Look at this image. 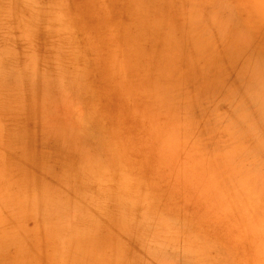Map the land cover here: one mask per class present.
Listing matches in <instances>:
<instances>
[{"label": "rangeland", "instance_id": "374dc122", "mask_svg": "<svg viewBox=\"0 0 264 264\" xmlns=\"http://www.w3.org/2000/svg\"><path fill=\"white\" fill-rule=\"evenodd\" d=\"M260 3L0 0V264H264Z\"/></svg>", "mask_w": 264, "mask_h": 264}, {"label": "bare ground", "instance_id": "6f19581e", "mask_svg": "<svg viewBox=\"0 0 264 264\" xmlns=\"http://www.w3.org/2000/svg\"><path fill=\"white\" fill-rule=\"evenodd\" d=\"M261 2H262V3L257 4V5H259V7H260V11H259L260 14H261L262 16H264V0H261ZM222 5H223V7L225 6L224 3H223ZM222 5H221V6H222ZM219 6H220V5H219ZM225 7H226V6H225ZM225 7H224V8H225ZM224 8H222V10H223ZM226 8H227V7H226ZM255 8H257V7H255ZM261 8H262V9H261ZM6 9H7V8H6ZM257 9H258V8H257ZM8 10H9V8H8ZM11 10H13V9H11ZM220 11H221V8H220ZM9 12H10V10H9ZM203 13H204V12H203ZM230 13H231V12H230ZM3 15H4V14H3ZM6 15H7V14H6ZM8 15H9V13H8ZM18 15H19V14H18ZM27 15H28V14H27ZM1 16H2V15H1ZM15 17H16V16H15ZM22 17H23V16H22ZM29 17H30V15H29ZM3 18H4V17H3ZM5 18H6V17H5ZM9 18H10V17H9ZM16 18H17V17H16ZM19 19L21 20L22 18H19ZM19 19L17 20L18 22H19ZM26 19H28V18H26ZM56 19H57V18H56ZM59 19H60V18H59ZM59 19H58V20H59ZM205 19L208 20L206 17H205ZM224 19L226 20V17H225ZM10 20H11V19H10ZM227 20L229 21L228 18H227ZM227 20H226V22H227L228 24H229V23H232V20H230V22H228ZM17 21H16V22H17ZM50 21H51V20H50ZM52 21H53V20H52ZM59 21H60V20H59ZM220 21H221V20H220ZM4 22H5V21H4ZM18 22H17V23H18ZM21 22H22V20H21ZM33 22H34V21H33ZM37 22H38V21H37ZM212 22H214V21H212ZM218 22H219V21H218ZM221 22H223V21H221ZM226 22H225V23H226ZM2 23H3V22H2ZM40 23H41V22H40ZM223 23H224V22H223ZM225 23H224V24H225ZM19 24H20V23H19ZM219 24H220V23H219ZM26 25H27V24H26ZM222 25H223V24H222ZM15 26H16V24H15ZM43 26H45V25H43ZM46 26H47V25H46ZM46 26H45V27H46ZM211 26H212V25H211ZM232 26H233V25H232ZM22 27H23V26H22ZM29 27H30V26H29ZM212 27H213V26H212ZM221 27H222V26H220L219 29H221ZM224 27H225V26H224ZM226 27H228V26L226 25ZM229 27H230V26H229ZM8 28H9V27H8ZM23 28H25V27H23ZM27 28H28V27H27ZM46 28H47V27H46ZM48 28H50V27H48ZM59 28H60V27H57V29H59ZM61 28L63 29V27H61ZM208 28H209V27H208ZM210 28H211V27H210ZM16 29H17V28H16ZM62 29H60V31H62ZM223 29H224V28H223ZM237 29H239V28H237ZM237 29H236V31H237ZM63 30H64V29H63ZM206 30H207V28H206ZM226 30H227V29H226ZM16 31H18V30H16ZM20 31H21V30H20ZM219 31H221V30H218V33H219ZM223 31H224V30H223ZM223 31H222V32H223ZM27 32H28V31H27ZM58 32H59V31H58ZM240 32H242V31H239V35H238V34L234 31V33H236V34L233 35V36L236 37V36L243 35V33L240 34ZM234 33H233V34H234ZM6 34H7V33H6ZM20 34H21V33H20ZM23 34H25V33L23 32ZM224 34H225V33H224ZM221 35L223 36V33H222V34L220 33V36H219V35H218V36L221 37ZM246 35H247V34H246ZM231 36H232V33H231ZM244 36H245V35H243V37H244ZM248 36H249V35H248ZM15 37H16V36H15ZM234 37H232V38L234 39ZM17 38H18V35H17ZM238 38H239V39H238ZM241 38H242L241 36H240V37H237V39H238L239 41H240ZM248 38H249V37H248ZM248 38H247V39H248ZM56 39H57V38H56ZM245 39H246V38H245ZM247 39H246V40H247ZM249 39H250V38H249ZM242 40H243V39H242ZM232 42H235V44L238 43L237 40H236V38H235V41L231 40L230 43H232ZM244 42H245V41H244ZM247 42H248V41H247ZM227 43H228V41H227ZM240 43H241V42H240ZM242 44H243V43H241V45H242ZM231 46H232V45H231ZM233 46H234V44H233ZM233 46H232V47H229V48H230V49H231V48L234 49L235 47H233ZM247 46H249V45H247ZM7 47H8V46H7ZM237 47H238V49H240V45L237 44ZM241 47H244V46H241ZM5 48H6V47H5ZM244 48H245V47H244ZM73 49H74V48H73ZM233 49H231V50H233ZM238 49H237V50H238ZM67 50H68V49H67ZM69 50H70V49H69ZM74 50H75V49H74ZM237 50H236V51H237ZM75 51H76V50H75ZM234 51H235V49L233 50V52H234ZM251 51H252V50H251ZM233 52H232V53H233ZM252 52H253V51H252ZM35 53H36V52H35ZM72 53H73V52H72ZM74 54H75V53H74ZM239 54H240V53H239ZM239 54H237V55H239ZM249 54H251V52L248 53V56H249ZM75 55H76V54H75ZM240 55H241V54H240ZM240 55H239V56H240ZM31 56L35 57V56H34V53H33V55H31ZM241 56H242V55H241ZM246 56H247V55H246ZM250 56H253V57H254L253 54L250 55ZM250 56H249V57H250ZM2 57H3V56H2ZM229 57H231V55H229ZM0 58H1V56H0ZM27 58H30V57L28 56ZM224 58H225V57H224ZM244 58H247V57H244ZM250 58H252V57H250ZM34 59L36 60V58H34ZM37 59H38V58H37ZM247 59H248V58H247ZM247 59H246V60H245V59H242V60L247 61ZM253 59H255V57H254ZM29 61H30V59H29ZM249 61H250V59H249ZM249 61H248V62H249ZM26 62H27V61H26ZM67 62H68V61H67ZM235 62H238V61H235ZM231 63H232V62H231ZM246 63H247V62H246ZM252 63H253V62L251 61V64H252ZM32 64H33V63H32ZM251 64H250V65H251ZM68 65H69V64H68ZM248 65H249V64H248ZM250 65H249V67H250ZM30 66H31V65H30ZM73 66H74V65H73ZM252 66H253V64H252ZM24 67L26 68L27 66L25 65ZM33 67H34V65H33ZM33 67H32V70H33ZM75 67H77V66L75 65ZM250 68L252 69L253 67H250ZM77 69H78V68H77ZM252 70H253V69H252ZM239 71H240V70H239ZM34 72H35V71H34ZM36 72H37V71H36ZM36 72H35L32 76H36V75H37ZM35 74H36V75H35ZM40 75H41V74H40ZM37 76H38V75H37ZM44 76H45V75H44ZM74 76H76V75H74ZM19 78H20V77H19ZM21 78H22V77H21ZM21 78H20V79H21ZM30 78H31V77H30ZM33 78L36 79V77H33ZM50 78H51V77H50ZM51 79H52V78H51ZM63 79H64V78H63ZM49 80H50V79H49ZM60 80H61V79H60ZM72 80H76V79H72ZM68 81L70 82V80H68ZM76 81H78V80H76ZM31 82H32V81H31ZM48 82H49V81H48ZM63 82H65V81L63 80ZM71 83H72V82H71ZM47 84H48V83H47ZM49 84H50V83H49ZM59 84H60V83H59ZM62 84H63V83H62ZM60 85H61V84H60ZM57 86H58V85H57ZM67 86H68V85H66V87H67ZM71 86H72V84H71ZM61 87H62V85L60 86V88H61ZM66 87H65V88H66ZM69 87H70V86H69ZM72 87H73V86H72ZM55 88H56V87H55ZM55 88H53V89H55ZM58 88H59V86H58ZM58 88H56V89L58 90ZM50 89H51V88H50ZM53 89H52V90H53ZM68 89H69V88H68ZM72 89H73V88H72ZM76 89H77V88H76ZM80 89H82V88L80 87ZM61 90H62V89H60V90H58V91H61ZM69 90H70V89H69ZM55 91H56V90H55ZM63 91H67V90H64V88H63ZM73 91H74V90H73ZM77 91H78V90H77ZM68 92H69V91H67V94H68ZM71 92H72V91H71ZM75 92H76V91H75ZM21 93H22V91H21ZM51 93H52V92H51ZM56 93H58V92H56ZM59 93H60V92H59ZM61 94H62V93H61ZM65 94H66V92H64V95H65ZM59 95H60V94H58L57 96H59ZM53 96H54V95H53ZM62 96H63V95H62ZM62 96L60 95V97H62ZM54 97L56 98V96H54ZM60 97H59V98H60ZM57 99H58V98H57ZM57 99H56V100H57ZM22 100H23V99H22ZM48 100H49V99H48ZM54 100H55V99H54ZM56 100H55V102H56ZM60 100H62V98H61ZM60 100L58 99V101H60ZM45 101H46V100H45ZM58 101H57V102H58ZM36 102H37V101H36ZM38 102H39V101H38ZM46 102H47V101H46ZM52 102H53V101H52ZM55 102H54V103H55ZM34 103H35V102H34ZM47 103H48V102H47ZM50 103H51V102H50ZM27 104H28V103H27ZM38 104H39V103H38ZM52 104H53V103H52ZM52 104H51V105H52ZM16 105H17V104H16ZM44 105H45V104H44ZM51 105H48L47 107H49V106H51ZM35 106H36V105H35ZM47 107H46V108H47ZM37 108H38V107H37ZM46 108H45V109H46ZM26 109H28V108H26ZM47 109H49V112H48L47 114H48V116H50V111H51L50 109H51V107H49V108H47ZM19 110H20V109H19ZM20 111H21V110H20ZM51 112H52V111H51ZM51 114H52V113H51ZM28 116H29V115H28ZM36 116H37V115H36ZM18 118H19V117H18ZM35 118H36V117H35ZM41 118H42V117H41V115H40V119H41ZM11 119H12V118H11ZM43 119H44V118H43ZM37 120H38V119H37ZM39 121H41V120H39ZM43 122H44V120L41 121L40 125H38V126H42L41 124H42ZM50 122H51V121H50ZM34 123H35V121H34ZM44 123H45V122H44ZM46 123H48V122H46ZM73 123H74V122H73ZM0 124H2V123H0ZM5 124H7V123H5ZM55 124L60 125V124H58V123H55ZM55 124H54V125H55ZM75 124H76V123H74L73 125H75ZM3 125H4V124H3ZM19 125H21V124H19ZM43 125H44V124H43ZM52 125H53V124H52ZM70 125H71V124H70ZM1 126H2V125H1ZM55 126H56V125H55ZM64 126L67 127V125H64ZM64 126H63V127H64ZM75 126H76V125H75ZM7 127H8V126H7ZM14 127H15V126H14ZM69 127L71 128L72 126H69ZM52 128H53V127H52ZM52 128L50 127L51 130H52ZM67 128H68V127H67ZM70 128L68 129L69 131H68L67 134H69V136L71 137V136H72V135H71L72 133H71V134L69 133V132H70ZM74 128L76 129L77 127H74ZM74 128H73V129H74ZM1 129H2V128H1ZM50 129H49V130H50ZM53 129H55V128H53ZM91 129H92V128H91ZM249 129H250V128H249ZM30 130H31V129H30ZM51 130H50V131H51ZM60 130H61V129H60ZM1 131H3V129H2ZM25 131H26V130H25ZM54 131H55V130H54ZM58 131H59V130H58ZM93 131H94V130H93ZM93 131H92V132H93ZM0 133H1V132H0ZM54 133H55V132H54ZM54 133H53V134H54ZM50 134H51V133H50ZM55 134H57V132H56ZM58 134H59V133H58ZM67 134H66V135H67ZM73 134H75V132H74ZM66 135H65V137H66ZM52 136H53V135H52ZM59 136H63V135H62V134H61V135H58V138H59ZM74 136H75V135H73V137H74ZM0 137H1V136H0ZM61 138H62V137H61ZM63 138H64V137H63ZM63 138H62L61 140H63ZM66 139H68V136H67ZM66 139H65V140H66ZM69 139H70V138H69ZM22 140H23V139H22ZM61 140H60V141H61ZM81 140H82V139H81ZM57 141H58V140H57ZM68 141H69V140H68ZM70 141H73V140L70 139ZM77 141H79V139H78ZM91 141H92V140H91ZM58 142H59V141H58ZM65 142H67V141H65ZM74 142H75L74 145H76V141H75V140H74ZM80 142H81V141H80ZM83 142H84V141H83ZM62 143H64V142H62ZM67 143H68V142H67ZM67 143H64L63 145H66ZM70 143H71V142H70ZM59 144H61V143H59ZM84 144H85V143H84ZM84 144H83V145H84ZM68 145H69V143H68ZM68 145H67V146H68ZM70 145H71V144H70ZM83 145H82V146H83ZM77 146H78V145H76V147H77ZM82 146H81V147H82ZM85 146H86V145H85ZM25 148H26V147H25ZM84 148L87 149L86 147H82V149H84ZM82 149H81V150H82ZM85 149L83 150V152H87ZM75 150H78V149L75 148ZM4 152H5V151H4ZM83 152L81 151L82 154H83ZM263 152H264V150H263ZM88 153L90 154V152H88ZM89 154H88V155H89ZM103 154H104V153H103ZM1 155H2V154H1ZM263 155H264V154H263ZM81 156H82V155H81ZM98 156H99V155H98ZM98 156H97V158H98ZM102 156H103V155H102ZM2 157H3V156H2ZM79 157H80V156H79ZM85 157H87V156L85 155ZM95 157H96V156H95ZM103 157H104V156H103ZM103 157H102L101 159H103ZM107 157H108V156H107ZM263 157H264V156H263ZM87 158H88V157H87ZM101 159L98 160V162H101ZM104 160H105V159H104ZM102 161H103V160H102ZM87 162H88V161H86V163H87ZM96 162H97V161H96ZM83 163H84V160H83ZM85 165H86V164H85ZM76 168H77V167H76ZM105 169H106V168H105ZM93 170H94V169H93ZM109 170H111V169H109ZM260 170H261V169H260ZM114 172H116V171L114 170ZM260 173H261V172H260ZM263 175H264V174H263ZM101 177H102V176H101ZM95 179H96V177H95ZM98 180H99V179H97V181H98ZM23 196H24V195H23ZM23 198H24V197H23ZM110 203H111V202H110ZM97 210H98V209H97ZM99 211H100V210H99ZM34 214H35V216H37L36 213H34ZM36 218H38V217H36ZM36 220H37V219H36ZM88 224H89V223H88ZM68 230H69V229H68ZM68 230H67V231H68ZM73 232L75 233V231H73ZM87 232H88V231H87ZM64 233L66 234V232H64ZM94 233H95V232H94ZM59 235H61V234H59ZM67 235H69V234H67ZM62 236H63V235H62ZM87 236H88V235H87ZM89 236H91V235H89ZM89 236H88V237H89ZM58 237H60V236H58ZM73 237H75V234H74ZM93 237H94V236H93ZM95 237H97V236H95ZM95 237H94V238H95ZM48 238H49V237H48ZM65 238H68V237H65ZM65 238H64V240H65ZM75 238H76V237H75ZM75 238H74V239H75ZM59 239H60V238H59ZM76 239H77V238H76ZM60 240H61L62 242H61ZM60 240H59V242H60L61 244H63V239L61 238ZM88 240L91 241L92 238L90 237ZM96 240H97V239H96ZM74 241H75V240H74ZM97 241H98V240H97ZM69 243H71V242H69ZM92 244H93V243H92ZM78 245H79V244H78ZM82 245H83V244H81V246H82ZM90 245H91V244H90ZM81 246H80V247H81ZM58 247H59V246H58ZM61 247H62V246H60L59 249H61ZM63 247H66V246L64 245ZM63 247H62V248H63ZM93 247H94V246H93ZM87 248H88V247H87ZM63 249H64V248H63ZM63 249L61 250V252L63 251ZM81 249H82V248H81ZM68 250H69V249H68ZM71 250H73V249L71 248ZM79 250H80V249H79ZM84 250H85V249H84ZM90 250H91V248H89L88 251H90ZM58 252H59V251H58ZM86 252H87V250H86ZM92 252H93V251H92ZM87 253H89V252H87ZM87 253H86V258L88 257ZM70 254H71V253H70ZM79 254L81 255V253H79ZM79 254H78V255H79ZM90 254L93 255V254L91 253V251H90ZM90 254H89V256H90ZM62 255H64V251H63V254H62ZM73 255H74V253H73ZM80 255H79V256H80ZM61 257H62V256H61ZM61 257H60V258H61ZM80 257H81V259H82L83 255H81ZM58 258H59V256H58ZM68 259H69V258H68ZM71 259H72V258H71ZM74 259H75V258H74ZM79 259H80V258H79ZM83 260H84V259H83ZM86 260H91V259L87 258ZM95 261H97V260H95ZM79 262H80V260H79ZM72 263H73V262H72ZM58 264H59V263H58ZM63 264H64V262H63ZM92 264H93V263H92Z\"/></svg>", "mask_w": 264, "mask_h": 264}]
</instances>
